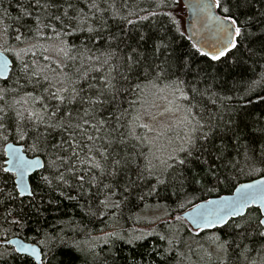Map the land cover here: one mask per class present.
I'll return each instance as SVG.
<instances>
[{
    "label": "snow or ice",
    "instance_id": "1",
    "mask_svg": "<svg viewBox=\"0 0 264 264\" xmlns=\"http://www.w3.org/2000/svg\"><path fill=\"white\" fill-rule=\"evenodd\" d=\"M16 7V17L6 8L0 16V80H8L14 67L15 83L23 78L33 90L20 95L17 88H0V101L9 93L18 97L0 103V264H52L65 245L73 258L75 249L93 264H107L112 248L97 252L95 243L86 242L85 249L65 238L63 228L53 234L41 225L49 206L58 209L66 199L90 216H104L132 198L143 203L159 197L161 189L165 199L176 198L177 209L190 206L172 220L190 217L196 233L217 229L206 239L218 249L231 247L218 234L223 232L233 242L250 241L253 249L244 244L245 251L264 253V107L258 108L264 105V0H201L192 21L177 18L182 0H147L146 6L134 0H20ZM9 19L14 30L4 23ZM182 21L199 28L186 35ZM47 30L58 38L87 33V42L106 47L92 55L82 41L73 57L76 47L61 41L57 51L82 62L74 80L25 59L37 55ZM253 65L261 69L255 79L242 84L227 78ZM241 176L248 182H240ZM222 185L229 195L193 203V186L213 192ZM33 217L36 236L22 237ZM165 222L164 233L150 220L146 229H114L90 239L107 244L116 238L135 249L145 248L147 237H158L162 244L123 259L168 264L184 225ZM59 223L77 230L71 220ZM111 259L116 264L121 257Z\"/></svg>",
    "mask_w": 264,
    "mask_h": 264
},
{
    "label": "trees",
    "instance_id": "2",
    "mask_svg": "<svg viewBox=\"0 0 264 264\" xmlns=\"http://www.w3.org/2000/svg\"><path fill=\"white\" fill-rule=\"evenodd\" d=\"M20 2V0H2V6H0V16L3 15L4 9H8L10 15L12 17H16L19 15L18 9L16 5ZM134 2H139L141 6H146L147 0H134ZM178 18V17H177ZM29 24L33 23L32 18H25ZM4 23H8L12 25V30L17 27L13 20L9 19L4 21ZM2 27V24H0ZM184 29V27H183ZM182 29V30H183ZM115 27L113 31H115ZM24 31V29H21ZM187 35V34H186ZM64 41L68 45L75 46L77 51H73L70 53L73 57L77 56V53L82 49L81 42L84 41L87 48L91 49L92 55H98L97 49L100 51L105 50V45L96 42L95 44L87 42V33H75L68 34L62 37H56L55 34L51 30H47L45 35L39 39V44H42L43 47H37L35 52L36 56H32L29 54L26 56L27 60L36 59L38 64L44 65L47 64L48 68L55 72H63L72 77V79H78L76 73L78 69H82V62L80 59L68 60L66 57L60 56L59 59L55 57L45 61L43 59L44 56H48L47 47L54 42ZM10 43L16 46V42L10 41ZM177 43H183L184 46H187V42L182 38L177 36ZM115 47V45H113ZM47 49V50H45ZM89 53H85V58ZM14 63L16 62V58L9 54ZM86 62V60H85ZM261 63H264L262 61ZM254 70L244 71L243 69L233 70V74L227 77L230 81L233 79V76L240 83H245L251 79H255L256 75L259 74L260 68L258 66L253 65ZM15 68L13 67L12 73L8 80H0L1 88H17L19 94L22 95L25 91H32L33 85L26 84L23 78L19 80V86L15 83L17 77L15 75ZM51 74V73H50ZM90 76H95V71L89 72ZM79 83L81 85L84 84L83 80H80ZM232 94V93H229ZM14 98H18L15 94L9 93L4 101H0V103L7 102L11 103ZM235 103V100L233 101ZM124 107H127V104H124ZM264 107V105H259L258 108ZM209 108H211V104H209ZM258 110V109H257ZM215 111V109H212ZM258 175L253 174L252 178L257 177ZM240 182L244 180H248L247 177L241 176L239 177ZM195 190V196L198 199L193 200V203L200 202V199H208L212 196H218L221 194L229 193L226 186H221L219 191L207 192L199 190L198 186H193L192 189H189L191 193ZM161 195L159 197L153 196L146 199L145 202H140L135 198H132L131 202L123 205L120 210H109L106 212L104 216H90L87 214V208H81L78 206L77 201H69L62 200L59 208L57 209L56 205L53 204L49 206L48 211L44 214V217L41 219L40 223L48 231L55 233L61 232V229H64L65 238L73 237L80 246L87 249V243H95L96 251L99 252L101 248L105 250V253L109 248H112L111 256H118L121 259L116 261V264H125V259L128 261L131 260L133 252L139 253L145 251L149 246L153 244H162L163 242L159 241L158 237H147L145 243V248H131V246L125 244L123 241L116 240L113 238L109 243L97 244L99 242L92 241L90 237H94L95 235L101 234L107 230H123L128 231L133 228H139L140 226L149 224L148 220L138 219L137 217H145L144 213L150 211H163L165 219L158 222L155 226L157 232L164 233L168 228V224L165 221H169L173 223V227H180L181 224L184 225L183 230H181L177 235L179 238L178 243L176 244L175 249L168 254L169 261L168 264H264V253H260L258 250L245 251L243 248L244 244L248 245L249 249H253V245L248 240H235L233 242V237L231 235H225L223 232H219L218 234L221 236L222 240H228L231 244V247L227 248V251H222L218 249L214 243L207 240L206 237L211 236L213 233L217 232V229L204 230L202 233H196L184 220L182 222H175L172 220V217L176 215H180L184 210L189 208L190 206H186L183 210H179L176 207V198L171 197L169 199H165L168 194L164 189L160 190ZM57 196V199H60L58 194H54ZM115 199H119L116 197ZM80 203H86V201H80ZM145 203L150 207H145ZM159 204V207H155V205ZM95 209V204L93 205ZM116 212V216H112V212ZM168 213V215H165ZM71 220L75 226H77V230L73 231L71 229L65 228L62 223L59 221ZM35 217H33V222H30L28 227L21 231L22 237H35L36 233L34 231L37 226L35 223ZM4 227H9L8 225H4ZM190 229V230H189ZM12 231H15L13 228ZM12 233H9L8 238L12 237ZM38 239V237H37ZM30 241V240H29ZM31 242V241H30ZM87 242V243H86ZM241 245V247H237V245ZM59 247V246H58ZM68 246L65 245L61 248L60 251H57L55 254V258L52 264H93L92 257L86 255L85 252H79L75 249L73 250L75 253V257L73 255L66 254ZM258 249V245L256 246ZM122 249V251H118ZM104 253H101L103 256ZM111 256L109 257L107 264H112ZM137 260L140 259L139 255H137ZM157 264H159V258H156Z\"/></svg>",
    "mask_w": 264,
    "mask_h": 264
},
{
    "label": "rangeland",
    "instance_id": "3",
    "mask_svg": "<svg viewBox=\"0 0 264 264\" xmlns=\"http://www.w3.org/2000/svg\"><path fill=\"white\" fill-rule=\"evenodd\" d=\"M180 16H187V11H186V9L184 8V10H183V12H177V17L178 18H180ZM184 21H182V24H183V27H184ZM61 44V42H58V41H56V42H54V43H51L48 47H47V49H48V54H49V57H51V59L52 58H56V59H59L60 58V56H62L61 54L62 53H59L58 51H57V48H58V46ZM12 45V44H11ZM13 47H15L14 45H12ZM25 59H26V57H25ZM0 88H1V86H0ZM146 99L149 101V102H152V100H153V97H151V96H146ZM156 103H162V101H159V100H157L156 101ZM144 216H146V217H148V221H152V225H151V227H153V228H155V226H156V224L158 223V222H160V221H162L163 219H165V216H164V212L163 211H159V210H156V211H150V212H147V213H144ZM139 228H141V229H146V228H149V224H147V225H143V226H140ZM114 229H112V230H107V231H104V232H102L101 234H98V235H95V236H102L104 233H106V232H111V231H113ZM94 236V237H95ZM96 242V241H95ZM97 242H99V243H97V244H102V243H104L103 241H97Z\"/></svg>",
    "mask_w": 264,
    "mask_h": 264
},
{
    "label": "water",
    "instance_id": "4",
    "mask_svg": "<svg viewBox=\"0 0 264 264\" xmlns=\"http://www.w3.org/2000/svg\"><path fill=\"white\" fill-rule=\"evenodd\" d=\"M201 2V0H182V4L183 5H185V9H186V11H187V18H188V21H192V20H194L195 19V17L197 16V11H196V8H195V6L198 4V3H200ZM199 28V25L197 24V26H196V29H191V28H189V23H187V22H185L184 23V29H188L189 31L188 32H186V34H189L191 31H194V30H197ZM5 55H7L8 56V58L10 59V60H12L13 61V59H12V57L9 55V54H5ZM14 62V61H13ZM12 70H13V68L11 69V73H12ZM11 73L10 74H7V75H9V77H10V75H11ZM4 81V80H3ZM253 179H260V177L259 176H257V177H255V178H253ZM241 182H248V180H244V181H241ZM230 193H225V194H221V195H229ZM215 198H217V196H212V197H210V198H208V199H215ZM199 203V202H198ZM190 211V207L189 208H187L186 210H184L180 215H182V216H184L186 213H188ZM186 222H187V224L194 230V231H196L193 227H192V225L190 224V223H188V221L190 220V217H187V216H185V219H184ZM210 229H213V228H208V229H205V230H210ZM15 237L14 236H12V237H10L9 239H14ZM27 242H30V241H27Z\"/></svg>",
    "mask_w": 264,
    "mask_h": 264
}]
</instances>
